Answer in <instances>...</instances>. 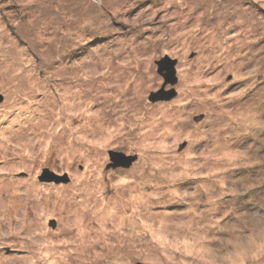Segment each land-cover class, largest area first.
Segmentation results:
<instances>
[{"label":"rangeland","instance_id":"1","mask_svg":"<svg viewBox=\"0 0 264 264\" xmlns=\"http://www.w3.org/2000/svg\"><path fill=\"white\" fill-rule=\"evenodd\" d=\"M0 95V264H264V0H0Z\"/></svg>","mask_w":264,"mask_h":264},{"label":"water","instance_id":"2","mask_svg":"<svg viewBox=\"0 0 264 264\" xmlns=\"http://www.w3.org/2000/svg\"><path fill=\"white\" fill-rule=\"evenodd\" d=\"M176 60H171L168 57H164L162 60L156 63L157 67V73L161 78L163 79V85L161 86L160 90L151 93L149 96V101L151 103H157V102H169L175 99L177 96V93L174 89L175 85L177 84V77H176ZM171 86L170 90H165L167 86ZM4 98L0 95V105L3 103ZM109 160L114 163V167L116 166H122L127 168L129 165H132V163L136 162L137 156L132 157H125L124 155L109 151L108 152ZM38 181L40 183H47V184H68L69 178L67 176H59L54 174L53 172L49 170H43L41 175L38 177ZM49 226L52 228H55L56 224L54 221L49 222Z\"/></svg>","mask_w":264,"mask_h":264}]
</instances>
